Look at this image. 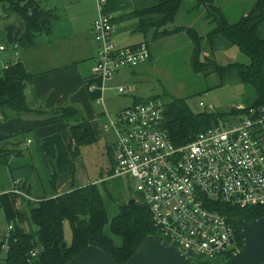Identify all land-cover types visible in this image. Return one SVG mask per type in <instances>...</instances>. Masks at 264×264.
I'll use <instances>...</instances> for the list:
<instances>
[{"label":"trees","instance_id":"1","mask_svg":"<svg viewBox=\"0 0 264 264\" xmlns=\"http://www.w3.org/2000/svg\"><path fill=\"white\" fill-rule=\"evenodd\" d=\"M183 1L152 0L149 5L132 11L126 16L137 17L138 21L133 31L143 33L146 39L148 37L159 39L183 32L192 47L189 58L192 71H207L211 68L219 79L218 85L234 78L249 86L252 93L251 96L244 98L245 103L239 107H231L226 111L201 108L202 110L197 113L190 111L182 98L164 97L167 99L165 100L162 94H157L135 99L134 102H138L157 97L163 101L165 107L163 128L174 145H181L192 140L198 133L229 116L247 115L251 108L257 112L262 109L264 112V74L262 72L264 0H252V5L244 14L232 22L227 20L215 0H191L193 7L190 10H197L200 7L206 9L204 19L208 21L206 24L209 28L203 35L192 26L173 25ZM98 14L91 23L90 32ZM10 15H14L20 25L24 47L32 46L38 34L48 33L51 21L56 17L53 9L40 6L37 0H0V17L8 18ZM144 43L147 45L148 42L145 40ZM2 44L6 49L1 53L9 50L11 60L0 59V112L6 117L39 113L40 110L31 108L25 98L24 90L31 82L32 74L18 59L19 43ZM232 45L249 58V64L229 62L226 65H220L214 60L213 55L216 50ZM13 46L17 51L16 55ZM4 64L7 66L4 67ZM59 109L64 121L68 123L66 147L70 157L75 158L78 156L81 145L95 140L94 131L87 120L78 118L79 112L75 107L62 106ZM29 133L30 130H27L0 138V164H7L10 156L20 152L17 147L5 148V142L11 138H17L15 144H11L16 146L20 141L25 140ZM108 148L110 149L108 163L111 168L114 165L113 151L111 146ZM32 171H34L32 163H23L8 169L9 176L14 182L13 187L20 193L10 190L0 193V211L5 222L12 224V229L7 235L0 234V264H63L88 245L101 248L115 263L122 264L133 254L145 236L157 235L148 209L140 200L128 204L130 200L128 199L125 205H120L122 207L108 222L102 195L96 184L88 183L74 187L66 193L55 196H48L47 192L43 191L42 195L32 197L27 185V178ZM110 172L109 169L107 174ZM50 179L49 176V181H52ZM214 206L225 215L234 228L235 249L242 246L240 227L235 219L242 218L249 221L264 215V207L239 208L222 203H214ZM66 220L70 223L71 237L67 246L61 248L62 224ZM107 222L110 235L104 229ZM24 224H27V228L23 226ZM32 225L34 228H31ZM113 237L119 238L118 244L114 243ZM4 244L7 245L5 250ZM32 249H36L37 252L35 256L30 257L29 251ZM231 254L227 253L221 258L207 262L193 260L197 264H218Z\"/></svg>","mask_w":264,"mask_h":264},{"label":"built area","instance_id":"2","mask_svg":"<svg viewBox=\"0 0 264 264\" xmlns=\"http://www.w3.org/2000/svg\"><path fill=\"white\" fill-rule=\"evenodd\" d=\"M96 1L100 5L105 0ZM113 31L112 15L99 13L90 33L96 44L92 72L102 79V91L119 70L136 67L149 58L144 42L116 46ZM5 49L0 43V53ZM129 87L116 89L126 93ZM98 101L103 103L104 97ZM198 106L212 108L202 101ZM164 108L163 101L155 97L105 113L102 128H111L115 134L111 146L114 165L102 180L128 177L148 209L156 236L193 262L233 253L237 250L234 228L214 203L264 207V112L251 108L247 115L229 116L192 140L174 145L163 128ZM11 191L20 193L14 187ZM11 229L12 224H7V233ZM36 252L30 250V257Z\"/></svg>","mask_w":264,"mask_h":264},{"label":"crops","instance_id":"3","mask_svg":"<svg viewBox=\"0 0 264 264\" xmlns=\"http://www.w3.org/2000/svg\"><path fill=\"white\" fill-rule=\"evenodd\" d=\"M37 1L40 6L53 9L56 17L51 21L50 31L38 34L34 39V44L30 47L23 45L21 28L16 17L14 15H10L8 18L0 17V43H19L18 59L32 74L31 82L24 90L25 98L31 108L40 110L35 114L26 113L7 117L0 112V138L30 130L28 137L16 146L11 144H15L17 138L8 139L5 142V148L17 147L20 152H16L15 156H10L8 163L2 165L9 169L23 163L33 164L34 171L27 178L30 194L32 191L30 190V178L33 173H36L42 183L45 177L47 181H49V176L51 177L52 181H49V186L43 187L44 190H41L38 195L31 194L32 197L42 195L43 191H46L48 196H55L66 193L74 187L84 186L83 181H78V184H82L78 186L72 182V178L70 183L68 181L67 164L70 156L66 147L68 125L61 116L59 108L62 106L75 107L79 112V119L87 120L91 126L101 123L103 130L105 113L113 114L139 98L131 92H126L128 94L119 93L116 87L129 85L126 81L130 79L131 75H134L133 71L151 57V43H147L149 58L136 67L119 70L108 82L107 88L102 91V79L92 72L96 54V44L90 33L93 19L97 13H110L114 22L112 34L114 44L119 47L136 45L145 42L146 38L143 33L133 31L138 21L137 17L126 15L149 5L152 0H105L100 5L95 0ZM189 4V1H185L180 6L184 5L186 8L184 10L185 17L199 11H188ZM202 10L201 8L200 11ZM185 21L190 24L189 19L186 18ZM183 24V22H177L176 26ZM169 39H185L187 41L182 33ZM0 59L11 60V52L8 50L0 53ZM262 72L264 74V66ZM117 95H127V98H120ZM101 97H104L103 103L98 101ZM107 99L113 104L111 108ZM29 146L31 150L27 152ZM108 147L106 146L107 150H110ZM24 148H26L25 151ZM109 158V154H107L106 172L110 169ZM62 168H65L66 173L60 180L57 172ZM36 169L39 173L36 172ZM8 177L9 187L7 189L10 188L11 191L14 182L9 173ZM7 189L0 190V193L9 191ZM3 234H7V230Z\"/></svg>","mask_w":264,"mask_h":264},{"label":"rangeland","instance_id":"4","mask_svg":"<svg viewBox=\"0 0 264 264\" xmlns=\"http://www.w3.org/2000/svg\"><path fill=\"white\" fill-rule=\"evenodd\" d=\"M185 1L190 2L188 11H194L190 10V8L193 7V1L184 0L182 3ZM215 3L220 6L227 20L232 22L236 21L244 14L249 6L252 5V0H215ZM201 8L203 9L202 11H200ZM185 9L184 5L180 7L173 25H176L177 22H183L185 26L194 27L199 34H205L209 28L206 24L208 21L204 19L206 9L200 7L197 9L199 11L193 12L187 17H185L184 13ZM186 18L189 19L191 25L185 21ZM173 25L169 26L171 27ZM180 33L186 37L183 32ZM176 34L159 39H150V37L146 39L148 44L151 43V57L146 63L138 66V68L133 71L134 75H131L130 79L126 81L127 84L130 85L129 92L134 93V95L139 98L157 94H162V98H182L186 106L193 113L202 110L201 107L198 106L199 101L205 104H211V110L214 111H226L231 107L235 108L243 105L245 103L244 98L246 96H251V88L238 82L234 78H230L224 84L218 85L219 79L216 74L212 72L211 68L207 71H192L191 65L189 64L192 50L191 43L187 37L188 43L185 39H169ZM204 44H206V42H204ZM201 56L203 57V53ZM213 58L220 65H226L229 62H238L245 65L249 64V58L234 45L219 48L214 53ZM117 96L120 98H127V95ZM107 102L111 108L113 106L112 102L108 99ZM92 128L95 140L89 144L81 145L77 157L70 160L69 156V163L67 164L68 181L70 183L72 178V182L76 186L82 185L83 183L84 185L88 183L96 184L102 195L109 222L110 218L122 207L120 205H125L128 199L138 201L139 198L128 177H108L101 182V178L107 176L106 157L108 150L106 146H112L115 140V134L111 128L102 130L101 123L92 124ZM66 139L68 141V136ZM25 150L26 148H24V151ZM30 150L31 147L29 146V149L26 151L28 152ZM58 171L57 173L61 180L66 173L65 168L58 169ZM36 172L39 173L38 169H36ZM45 178L42 183L38 179L36 173H33L30 178L31 194L38 195L41 190H44L43 187L49 186L50 183ZM78 181L83 182L82 184H78ZM8 187V167L0 164V190H6ZM108 222L105 224L104 229L110 235ZM26 225L27 224H24L23 226L27 228ZM31 228H34V225H32ZM6 230L7 223L0 211V234L5 233ZM62 231L63 240L69 242L71 227L67 220L62 224ZM113 240L115 244L119 243L118 237H113Z\"/></svg>","mask_w":264,"mask_h":264},{"label":"water","instance_id":"5","mask_svg":"<svg viewBox=\"0 0 264 264\" xmlns=\"http://www.w3.org/2000/svg\"><path fill=\"white\" fill-rule=\"evenodd\" d=\"M130 199L128 204L133 203ZM240 227L242 246L218 264H264V215L253 220L235 219ZM67 246L66 240L60 243ZM63 264H117L101 248L88 245ZM122 264H197L174 246L150 234L137 245Z\"/></svg>","mask_w":264,"mask_h":264}]
</instances>
